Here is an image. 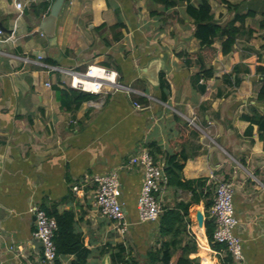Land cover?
Returning <instances> with one entry per match:
<instances>
[{"label": "crops", "instance_id": "0c3cea01", "mask_svg": "<svg viewBox=\"0 0 264 264\" xmlns=\"http://www.w3.org/2000/svg\"><path fill=\"white\" fill-rule=\"evenodd\" d=\"M18 1L25 4L21 10ZM52 1L0 0L5 27L0 34V264H45L29 210L42 202L74 211L75 228L90 250L87 264H121L111 258L119 244L128 254V248L139 247L157 232L152 222H138L142 171L130 167L129 158L143 149L163 168L169 155H185V160L180 157L185 179L203 177L216 184L233 180L235 232L241 238L243 264H264V143L257 125L248 133L250 122L243 119L254 110L264 113V101L257 100L264 82L259 48L264 25L252 36L245 32L259 27L260 21L264 24V0H228L239 12L255 15L245 19L234 49L224 56L220 38L200 46L192 20L182 10L184 2L163 9L147 0H66L52 43L40 30ZM209 2L221 23L235 12L219 0ZM153 9L159 14H151ZM118 21L124 27L110 29ZM154 21L158 26L152 33ZM91 63L115 69L120 82L135 91L105 88L89 93L92 96L77 109H66L56 87L67 88L69 77L53 68L83 70ZM235 65L236 72L228 75ZM203 68H211L212 75L194 83ZM144 70L162 72L166 98L159 83L150 81L146 72L142 76ZM111 170L119 174L129 222L123 234L94 206L93 177ZM182 193L189 199L190 192L165 186L158 199L163 205L183 199ZM194 229L199 252L190 256L203 264L207 252L210 264H220L204 228ZM17 246H22L21 254ZM72 259L67 255L60 264Z\"/></svg>", "mask_w": 264, "mask_h": 264}, {"label": "trees", "instance_id": "16d2710c", "mask_svg": "<svg viewBox=\"0 0 264 264\" xmlns=\"http://www.w3.org/2000/svg\"><path fill=\"white\" fill-rule=\"evenodd\" d=\"M153 4H159L163 9H170L177 6L178 3L184 2V10L191 18L194 27L193 36L199 40L200 46H211L215 39H222L221 51L222 56L230 53L236 43L237 38L242 34L244 21L249 16H254V12H239V6L232 4L228 0H219L228 10L235 11L232 17L221 23L214 18L211 10L209 0H197L196 3L191 0H147ZM50 4H47V7ZM151 14H159L157 9H153ZM239 23L238 25L236 23ZM264 24L260 21L259 27L246 29V34L252 36L254 31L263 27ZM105 25L100 26V28ZM110 29L115 30L124 27L121 21H118ZM120 32L115 33L118 36ZM49 60V59H47ZM50 61V60H49ZM237 70V65L228 75H232ZM212 75V69H201L193 77L194 83H200L201 79H205ZM159 88L163 94V98L168 95L167 83L163 79L162 72L159 74ZM57 97L63 107L68 110L77 109L80 104L92 96L87 92L72 88H57ZM258 101H264V82L261 85L258 94ZM243 119L250 123L246 129L249 133L253 130V125H257L258 137L264 143V113L254 110L251 115H244ZM264 148V146H263ZM186 159L185 155L178 156L177 154L169 155L164 164V172L167 176L166 187L173 189L174 192H190L191 195L188 200L175 199L172 204H161V212L156 222H152L153 228L156 229L155 244L149 248L145 254V260L142 264H169L176 251H180L175 264H199V257H191L192 253H196L198 246L195 235L191 230L192 220L190 216V209L193 205L203 203L204 209V231L208 243L213 250L222 253L220 257V264H233V258L227 251L224 244L214 241L213 232L215 224L213 218L210 216V207L213 203L214 189L216 183L209 181L207 178L199 177L195 179L183 178V163L180 161ZM47 215L55 218L57 227L54 232V242L57 249V257L54 264H60L61 258L67 255H73V259L69 264H87V259L90 250L84 245L82 235L75 228V213L72 210L59 211L57 204H48L42 202L38 204ZM126 249L119 244L115 252V256L111 254L112 260L114 257L121 264H131L125 258ZM115 260V259H114ZM132 264H139L132 260Z\"/></svg>", "mask_w": 264, "mask_h": 264}, {"label": "built area", "instance_id": "2783aa9c", "mask_svg": "<svg viewBox=\"0 0 264 264\" xmlns=\"http://www.w3.org/2000/svg\"><path fill=\"white\" fill-rule=\"evenodd\" d=\"M17 9L25 7L23 2H16ZM2 29H0V34ZM38 58H41L38 55ZM53 69L65 73L69 79L65 82L68 88L80 90L87 93L97 94L105 88L109 91L122 89L127 93L135 91L130 86L120 82L119 74L115 69L91 63L83 70L66 69L55 66ZM50 86L49 83H47ZM135 107L140 108L138 102H134ZM129 166H139L142 171V183L137 198L138 222H156L162 210L158 199V192L162 191L167 183V176L163 165L156 163L153 155L147 149L130 156ZM93 181L96 184L94 189V206L100 214L112 220L119 233L128 231L129 222L125 217L124 203L121 200V181L116 170H111L105 174L94 175ZM75 191L79 189L73 187ZM235 185L232 181H220L214 189L213 203L210 207V216L214 220L215 229L213 238L215 242L224 244L227 251L233 258V264H243L245 257L243 254L242 242L235 230L238 220L235 215L233 197ZM30 212L35 216V229L33 236L41 241V254L45 264H54L57 257V249L54 242V232L57 227L55 218L47 215L38 204L30 206ZM13 250V247H11ZM19 254L23 252L22 246H17ZM214 255L222 256L216 250L211 251ZM201 264V263H200Z\"/></svg>", "mask_w": 264, "mask_h": 264}, {"label": "water", "instance_id": "95a60500", "mask_svg": "<svg viewBox=\"0 0 264 264\" xmlns=\"http://www.w3.org/2000/svg\"><path fill=\"white\" fill-rule=\"evenodd\" d=\"M65 1L66 0H53L51 3L48 14L44 17V19L42 20L41 25H40V30L42 31V33L45 36H47L50 39V41L52 43H55V31H56L57 19H58V16L62 10V7H63ZM0 29H2V30L5 29V27L2 25L1 22H0ZM38 53L40 54L41 52H38ZM154 69H156V67H154ZM145 72H146V74H145ZM144 74L153 83H155V84L159 83L158 70L148 72V74H147V71L144 70V73L142 74V76ZM194 218H195L196 226L204 228V213H203L202 209L197 208L195 210ZM39 242L42 246V243L40 240H39ZM169 264H174V263L171 262Z\"/></svg>", "mask_w": 264, "mask_h": 264}, {"label": "rangeland", "instance_id": "374dc122", "mask_svg": "<svg viewBox=\"0 0 264 264\" xmlns=\"http://www.w3.org/2000/svg\"><path fill=\"white\" fill-rule=\"evenodd\" d=\"M150 7V6H149ZM182 10H184L183 8H182ZM151 17V22H152V16H150ZM157 17H159V16H157ZM230 18V17H229ZM229 18H227L226 20H228ZM153 19H155L154 17H153ZM225 22V21H224ZM151 24V26H152V28H154L153 30H152V33H154V31L156 30V26H158L157 24H156V22L154 21V23H150ZM155 24V25H154ZM257 36H263L262 34L261 35H257ZM258 44V43H257ZM259 48L261 49V53L263 54V56H264V43L263 44H261V43H259ZM230 181H232L233 183H234V185H235V182L233 181V180H230ZM188 194H186V193H182V198L183 199H188ZM171 202H173V200H171V201H169V202H165L166 204H170ZM165 203H163V204H165ZM202 204H199V206H197V205H194V206H192L191 207V213H190V215H191V218H192V226H191V230H192V232L194 233V235H195V239H196V242H197V246H198V251L197 252H199V245H200V242H199V239L197 238V235H196V231H195V229H194V226H196V222H195V218L193 219V217H192V213H194V211L197 209V208H200V209H202L201 206ZM194 215V214H193ZM156 234V233H155ZM155 234H153V235H151L143 244H141L139 247H137V248H128L127 249V252H128V254H127V256H128V260H129V262L132 264V260H135L136 262H138L139 264H142L143 262H144V260H145V257H144V254H145V252L149 249V248H151V247H153V245L155 244V241H156V238H155ZM124 238H125V235L123 236V237H119L117 240V242H121L122 241V239L124 240ZM180 254V251H176L175 253H174V255H173V257H172V263H174L175 264V261H176V259H177V257H178V255ZM199 256V255H198ZM216 257H217V261H219L220 262V256L217 254L216 255ZM200 258H201V256H200ZM200 263H201V260H200Z\"/></svg>", "mask_w": 264, "mask_h": 264}, {"label": "bare ground", "instance_id": "6f19581e", "mask_svg": "<svg viewBox=\"0 0 264 264\" xmlns=\"http://www.w3.org/2000/svg\"><path fill=\"white\" fill-rule=\"evenodd\" d=\"M203 264H210L207 252L203 253Z\"/></svg>", "mask_w": 264, "mask_h": 264}]
</instances>
